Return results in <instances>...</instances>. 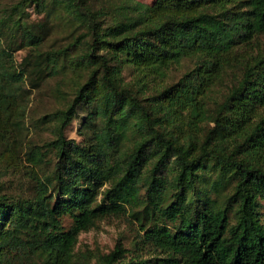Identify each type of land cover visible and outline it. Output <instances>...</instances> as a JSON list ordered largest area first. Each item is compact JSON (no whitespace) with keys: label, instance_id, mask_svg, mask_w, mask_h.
I'll return each mask as SVG.
<instances>
[{"label":"trees","instance_id":"trees-1","mask_svg":"<svg viewBox=\"0 0 264 264\" xmlns=\"http://www.w3.org/2000/svg\"><path fill=\"white\" fill-rule=\"evenodd\" d=\"M53 1L86 27L68 48L88 36L75 63L91 70L51 115L56 135L43 144L56 152L51 171L31 196L0 194V264H73L80 232L127 212L141 239L93 264H264V0ZM42 2L18 0L0 16V155L16 152L23 120L16 37L42 39L21 14ZM183 58L194 64L177 81L149 87ZM124 64L136 83L125 82ZM232 67L210 112L207 91ZM81 105L88 135L76 142L64 129ZM28 154L34 165L45 156ZM215 165L235 177L221 201L212 198L217 181L204 177Z\"/></svg>","mask_w":264,"mask_h":264},{"label":"rangeland","instance_id":"rangeland-1","mask_svg":"<svg viewBox=\"0 0 264 264\" xmlns=\"http://www.w3.org/2000/svg\"><path fill=\"white\" fill-rule=\"evenodd\" d=\"M17 1L0 0V16ZM82 1L94 8H98L101 3V0ZM134 1L149 5L155 0ZM17 15L18 13H13L14 17ZM21 16L27 30L35 31L42 39L38 46L36 42L35 45L27 44L18 32L16 49L11 52L17 67L20 71L24 70L20 90L23 120L16 152L10 156L7 153L0 155V194L27 197L33 194L37 178H40L42 172L49 173L56 159L55 150L43 145L56 135L57 122L52 120L51 115L71 102L75 90L86 80L91 68L75 63V58L86 52L90 40L88 36L83 38L85 42L80 38L82 41L78 45L68 48L77 37L84 35L86 27L62 5L53 0H43L40 6L27 7ZM259 41L260 44L264 43V35L259 37ZM65 48L68 49L65 54L46 60L39 56L40 52L46 56ZM193 64V58H183L166 72L149 77V87L154 89L177 81ZM238 70L232 67L225 71L207 91L205 102L210 112L215 109L216 102L222 100ZM121 73L126 83H136L137 75L130 64H124ZM151 91L146 95H150ZM86 115L87 111L81 105L64 129L66 138L81 142L87 137L88 131L83 126ZM207 126L205 124V128ZM35 150L45 152L37 165L28 159V153ZM204 177L208 178L209 183L217 181L212 195L216 201H221L231 191L235 180L231 171L222 172L216 165ZM108 184H104L102 189ZM262 211L264 212V206ZM64 223L69 226L68 218L64 219ZM138 231L137 221L130 212L95 220L91 227L79 233L73 264L96 263L100 255L108 253L118 242L124 247H130L135 240L141 239Z\"/></svg>","mask_w":264,"mask_h":264}]
</instances>
